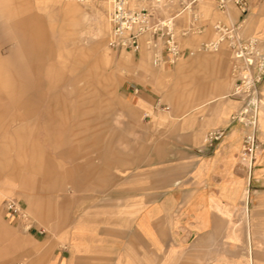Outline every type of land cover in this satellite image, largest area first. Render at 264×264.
Returning a JSON list of instances; mask_svg holds the SVG:
<instances>
[{
    "label": "rangeland",
    "instance_id": "374dc122",
    "mask_svg": "<svg viewBox=\"0 0 264 264\" xmlns=\"http://www.w3.org/2000/svg\"><path fill=\"white\" fill-rule=\"evenodd\" d=\"M62 4L0 0V264H57L59 252L67 249L66 255L70 254L72 233L79 223L90 240L100 232L109 234L124 213L119 197L135 190L145 192L154 181L159 182L160 200L175 193L180 201L174 226L176 264H250L251 257V264H264V175L257 177V170L264 168L262 154L254 164L247 204L244 185V190L238 188L243 201L212 207L221 220H215L218 215L215 221L209 220L210 215L203 222L182 220L190 195L198 193L184 188L198 176L187 171L189 167L185 172L174 165L183 162L188 150H174L171 139L183 133V118L199 103L182 101L179 95L186 80L214 83L213 75L196 72V79L189 70L201 55L225 60L218 73L222 80L217 82L222 92L203 96L229 94L233 83L227 50L156 69L147 53L139 58L108 48L104 4L95 0H62ZM203 10L212 21L230 22L211 3ZM29 18L31 25H26ZM24 36L30 39L25 41ZM210 37L211 27L190 41L198 44ZM88 64L91 86L67 101L76 104V109L63 112L68 120L26 119L27 107H42L40 101L29 99V86L38 87V81L47 78L52 87L43 89L45 97L58 96L72 89L69 84L62 87L59 80L72 76L74 69L81 73ZM263 85L264 81L260 87L264 100ZM129 87L148 94L152 115L129 101ZM219 102L225 105L230 99ZM53 107L62 111L61 105ZM258 129L259 124L256 135L264 152ZM193 154L203 155L201 151ZM246 167L240 158L234 176L246 181ZM9 198L25 208L34 225L32 232L9 217L4 208ZM192 209L200 212L198 206ZM87 246L93 248L95 243L83 247ZM98 246L110 248L102 242Z\"/></svg>",
    "mask_w": 264,
    "mask_h": 264
},
{
    "label": "crops",
    "instance_id": "0c3cea01",
    "mask_svg": "<svg viewBox=\"0 0 264 264\" xmlns=\"http://www.w3.org/2000/svg\"><path fill=\"white\" fill-rule=\"evenodd\" d=\"M61 1L49 0V2L63 7ZM232 15L233 21H239L240 17L235 10L232 11ZM246 20L248 36L259 37L264 40V0H251V10ZM30 23L31 19L29 18L26 20V25ZM29 39L24 36L23 40ZM190 45L195 46L197 42L190 41ZM222 63L225 64L224 59L204 55L192 61L189 70L193 77H195L194 73L196 72L211 74L213 75L214 83L205 82L200 84L201 82L198 79L200 83L195 84L186 80L184 90L179 95L182 101L199 103V108L193 110H199L197 114H193V111H191L183 118L181 124L183 133L174 135L171 139L174 150L175 148L188 150L184 152L183 162L174 163V165L182 166L185 172L187 167H189L191 169L187 171H192L198 176L196 181H193L189 187L184 188L191 191L197 190L198 193L195 195L191 194L189 205H186L188 202L185 204L186 208L184 213H182L183 221L203 222L208 220L206 215H210L209 220H221L220 214L218 215L214 212L212 207L233 205L238 201H243L239 198L238 188L241 187L244 190V185L245 203L247 204L249 200V189L251 187L249 178L246 177L245 181L234 176V170L239 163V159L241 158L243 162L246 161L244 156L240 157V155H243L242 138L246 127L231 122V117L241 109L242 103L229 96L233 87L226 96L216 95L211 99H206L203 96L204 94L222 92V85L220 86L217 83L222 80L218 75ZM77 72L74 69L72 76L65 80L62 78L59 80L62 87L69 84L72 89L71 91L60 92L58 96L53 94L45 97L43 89L52 87L51 81L47 78L46 80L38 81V87L35 85L29 86L31 89L28 90L30 92L29 99L40 101L42 107L39 110L33 106L27 107L26 119L68 120V116L63 115V112L66 114L70 108L76 109V104L72 106L67 101L85 94V91L91 86L89 81L91 68L89 64L84 71H81V73ZM22 85L26 89V81ZM138 89L141 90V93H135L134 87H129L127 98L137 108L142 111H150L147 114L152 115L153 111L148 102V94L144 90ZM205 99L206 102L202 103ZM222 99H230V102L223 105L219 102ZM57 104L61 105L62 111H54L53 106ZM263 128L264 100L262 99L258 129L259 138L262 141H264ZM214 130H224L226 135L221 142L209 147L207 135ZM196 151H201L203 155L194 156L193 153ZM260 154H262L260 160L263 163L264 152L260 150L258 155L260 156ZM173 172L175 173V170ZM263 175L264 168L257 170L258 178ZM158 190L159 182L154 181L150 183V187L148 186L145 192L135 190L134 192H126L124 197L120 196L119 206L120 209L124 208V213L118 216L119 224L112 226L110 233H107V235L104 232L98 233L94 241L90 240L89 236L84 237V227L79 223L72 233L73 239L70 254L66 255L67 249L59 252L57 254V264H176L174 256L176 230H174V226L179 216V213H176V205L179 206L180 201L176 200L175 193L168 194L165 200H160ZM177 197H179V194ZM184 197L186 198V195ZM259 204L262 203L260 202ZM192 206H198L200 212L197 213L196 209H192ZM215 215H218V218L215 219ZM247 232V237L250 241L252 237L251 230L248 229ZM93 242L95 247H83L85 244L90 245ZM100 242L103 245H109L110 248L99 249L98 244ZM160 254L162 255L161 259ZM249 263H253V257H251V262Z\"/></svg>",
    "mask_w": 264,
    "mask_h": 264
},
{
    "label": "built area",
    "instance_id": "2783aa9c",
    "mask_svg": "<svg viewBox=\"0 0 264 264\" xmlns=\"http://www.w3.org/2000/svg\"><path fill=\"white\" fill-rule=\"evenodd\" d=\"M95 1L107 7L108 48L139 58L147 53L156 69L175 66L181 60L198 54L227 50L233 83L229 96L242 103L241 109L231 117V122L250 129L243 139V155L251 182L254 164L261 150L256 134L262 106L260 87L264 81V40L246 34L251 0ZM209 3L230 22L212 21L203 10V6ZM233 10L238 13L239 21H233ZM210 27L212 37L195 46L190 45V40L205 35ZM134 92L139 93V89H134ZM225 135L224 130L210 131L208 146L221 142ZM4 208L9 217L23 225L27 232L33 231L31 218L19 201L6 199Z\"/></svg>",
    "mask_w": 264,
    "mask_h": 264
},
{
    "label": "bare ground",
    "instance_id": "6f19581e",
    "mask_svg": "<svg viewBox=\"0 0 264 264\" xmlns=\"http://www.w3.org/2000/svg\"><path fill=\"white\" fill-rule=\"evenodd\" d=\"M249 131H250V129L246 127V131H245V133H244V136H245ZM244 136H243V137H244Z\"/></svg>",
    "mask_w": 264,
    "mask_h": 264
}]
</instances>
